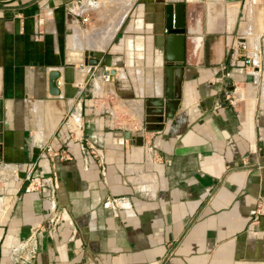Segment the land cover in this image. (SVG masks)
I'll list each match as a JSON object with an SVG mask.
<instances>
[{"label":"crops","instance_id":"1","mask_svg":"<svg viewBox=\"0 0 264 264\" xmlns=\"http://www.w3.org/2000/svg\"><path fill=\"white\" fill-rule=\"evenodd\" d=\"M0 114V264H264V0H0Z\"/></svg>","mask_w":264,"mask_h":264},{"label":"water","instance_id":"2","mask_svg":"<svg viewBox=\"0 0 264 264\" xmlns=\"http://www.w3.org/2000/svg\"><path fill=\"white\" fill-rule=\"evenodd\" d=\"M165 26L168 30V33L165 35V46H166V58L167 60L174 61L178 67L182 68V62L185 57V41H186V17H185V5L182 1L177 3L167 2L165 5ZM91 58L88 60V63L94 65L98 62L99 57L103 55V50H91L88 52ZM172 68V69H171ZM170 70H173L171 64H168L166 67L168 84L164 97L154 98L153 104L159 108L157 112L163 113L164 107H167L165 111L166 116H173L178 101L180 97L179 87L180 82H175L177 85V91L169 92L170 84L172 87V81H170ZM92 71L89 69V74ZM59 76V71L57 69H52L48 75V88L49 92L52 94L60 93V88L57 83V77ZM247 79H252V75H247ZM1 116V114H0ZM2 124H0V131ZM2 140V135L0 134V142ZM0 155V159H1Z\"/></svg>","mask_w":264,"mask_h":264},{"label":"built area","instance_id":"3","mask_svg":"<svg viewBox=\"0 0 264 264\" xmlns=\"http://www.w3.org/2000/svg\"><path fill=\"white\" fill-rule=\"evenodd\" d=\"M241 46L243 48H247L246 44L241 41ZM247 51V50H246ZM247 53V52H246ZM240 60L238 59L237 62H239ZM247 62H251L253 63L252 57H250L249 55H247V59H242L241 63L242 64H246ZM253 69V68H252ZM255 71L258 70L254 69ZM104 79L105 80H111V77L109 76V74H104ZM58 82V81H57ZM225 96L227 98L230 97V93L226 92ZM65 122H66V134H67V139L69 140V142L71 141L72 143H78L81 149H86L88 148H93L92 144L89 143V141L87 140H83V127H84V123L81 120L80 114L79 113H75V112H71L68 115L66 114L65 117ZM85 141V142H83ZM55 153H60V155L64 156L68 153V151L66 149H58V151L54 150ZM35 183L37 185L42 184L44 181H48L49 177H34ZM104 207L110 208L112 210L113 213H117L119 211H121L122 209H129L128 203L124 202L123 200H121V197L118 196H113V195H107L103 202H102ZM92 213L94 212V210L91 211ZM259 210L257 209V211L255 210L254 213H258ZM256 216V215H255ZM256 218V217H255ZM57 221V216H55L53 218V222ZM21 246V245H20Z\"/></svg>","mask_w":264,"mask_h":264},{"label":"bare ground","instance_id":"4","mask_svg":"<svg viewBox=\"0 0 264 264\" xmlns=\"http://www.w3.org/2000/svg\"><path fill=\"white\" fill-rule=\"evenodd\" d=\"M115 27H116V26H115ZM111 31H112V29H111ZM112 32H113V31H112ZM111 34H112V33H111ZM111 34H110V35H111ZM108 35H109V34H108ZM102 38H104V36H103ZM105 38H106V37H105ZM107 39H108V38H107ZM107 39H106V40H107ZM110 39H111V38H110ZM196 39H197V41H199V38H196ZM99 40H100V39H99ZM106 40H105V41H106ZM103 41H104V40H103ZM101 42H102V40H101ZM102 43H103V42H102ZM102 46H103V45H102Z\"/></svg>","mask_w":264,"mask_h":264},{"label":"rangeland","instance_id":"5","mask_svg":"<svg viewBox=\"0 0 264 264\" xmlns=\"http://www.w3.org/2000/svg\"><path fill=\"white\" fill-rule=\"evenodd\" d=\"M243 49L246 51V49H247V48H246V49H245V48H243Z\"/></svg>","mask_w":264,"mask_h":264}]
</instances>
